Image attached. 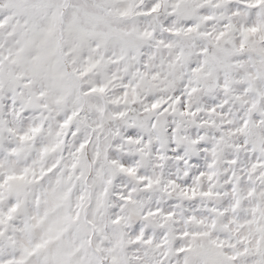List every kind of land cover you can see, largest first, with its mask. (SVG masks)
<instances>
[{
  "label": "snow or ice",
  "instance_id": "obj_1",
  "mask_svg": "<svg viewBox=\"0 0 264 264\" xmlns=\"http://www.w3.org/2000/svg\"><path fill=\"white\" fill-rule=\"evenodd\" d=\"M0 264H264V0H0Z\"/></svg>",
  "mask_w": 264,
  "mask_h": 264
}]
</instances>
